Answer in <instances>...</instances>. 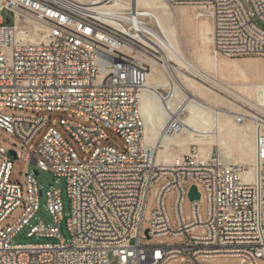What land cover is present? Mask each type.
I'll return each mask as SVG.
<instances>
[{
  "label": "built area",
  "instance_id": "obj_1",
  "mask_svg": "<svg viewBox=\"0 0 264 264\" xmlns=\"http://www.w3.org/2000/svg\"><path fill=\"white\" fill-rule=\"evenodd\" d=\"M97 1L0 0V128L25 146L24 160L37 172L64 178L70 200L69 239L59 228L63 208L58 187L45 191L54 225L30 223L42 195L36 174H26L25 187L12 182L13 156L0 146V224L21 208L11 224L0 226V264H136V253H146L148 264H166L180 256L186 257L182 264H213L230 257L243 258L240 264H264V99L233 90L215 73L202 78L191 65L168 60L221 94L236 124L252 128L255 163L252 168L228 164L217 153L205 155L195 148L157 160L145 140L139 103L151 65L164 63L163 53L153 30L130 9L103 12L94 8ZM164 1L169 6L190 5L206 18L215 60L264 56V0H248L250 14L240 0ZM4 11L10 13L11 24L4 23ZM172 93L170 88L155 89L163 100ZM7 107L65 113L58 122L75 140L82 158L56 128L55 119L32 147L49 117L7 115L2 112ZM174 125L169 118L164 133H171ZM107 130L122 138V149L101 143L108 140ZM104 181L117 184L115 197H105ZM159 182L148 235L185 236L177 245L142 243L147 196ZM191 185L204 189L205 220L196 199L191 200L193 219L185 220L182 203ZM77 186L96 187V194L89 195L94 198L92 209H85L87 198H80ZM170 189L176 192V228L164 206ZM95 196H104V203L95 204ZM27 225V236L57 241L15 243L13 238ZM117 241H124V249H117Z\"/></svg>",
  "mask_w": 264,
  "mask_h": 264
},
{
  "label": "rangeland",
  "instance_id": "obj_2",
  "mask_svg": "<svg viewBox=\"0 0 264 264\" xmlns=\"http://www.w3.org/2000/svg\"><path fill=\"white\" fill-rule=\"evenodd\" d=\"M245 10L250 14L253 12V6L248 0H240ZM131 6V5H130ZM170 10L174 12V14L169 15L163 18V22L165 24L164 26V32L169 37V39L175 44V46L180 50V52L183 54V56L191 63L195 64L197 67H199L201 70L208 72V73H214L223 81L227 82L233 90L250 97L251 99H255L256 96L253 92V87L251 85L255 82L263 81V76L261 77L257 76V74H262L264 69V56H245V57H237V58H218L222 66H220L217 71H213L212 67L208 63L209 60H215L212 51H211V29L210 24L206 20L205 17L200 16V14L197 13V11L190 5H176V6H169ZM138 8L141 11H152L154 14L159 16V13L155 11L154 9H151V7L139 4ZM171 11V12H172ZM4 23L5 24H11V15L8 11H4ZM6 18L9 20L7 21ZM202 21H206L209 25V42H208V48L204 47L202 43H200L199 40V31L201 29V23ZM35 25L34 23L32 24ZM261 27L264 29V24H261ZM32 28V26H30ZM32 37V36H31ZM203 47V48H202ZM206 48L208 52L206 51ZM204 49V50H203ZM202 51H206L205 55L209 58L208 60L205 59V55H201ZM208 54V55H207ZM212 57V58H211ZM164 59V57H162ZM162 59V60H163ZM164 61V60H163ZM168 61V60H167ZM170 62V59H169ZM158 64L155 66V71L151 75L150 80L154 83V89L161 90L163 92L168 91L169 86L167 83L169 82L167 75L163 71V69L160 68V65H163V62H158ZM235 64L239 66V68H234L232 65ZM171 67L175 66L170 65ZM178 68V67H173ZM178 71H180L178 69ZM253 72H256L255 75ZM176 73V72H175ZM181 73V72H179ZM159 75V76H158ZM161 79V80H160ZM182 75L180 74L178 78H175V81H181ZM205 87V86H204ZM171 90V89H170ZM204 92V95H206V99H203V102L207 105H211V103H215V101H220L218 103V106L223 109H228L229 103L228 101L220 95H216L213 92H209L207 90H201V94ZM170 97V96H169ZM176 97V96H175ZM174 96L171 97V99H175V102H180V97ZM221 97V98H220ZM223 98V99H222ZM210 100H213L212 102ZM209 101V102H208ZM216 104V103H215ZM3 113L7 115L12 116H21V117H38L41 115H46L49 117L48 123L45 124L43 128L38 132L36 138L31 142L32 147H35L38 142L41 140L42 135L44 134L47 127L50 125V122L55 119L56 120V128L59 130V132L62 134L64 139L70 143L79 156L82 158V154L80 152V149L75 142V140L65 131V129L59 124V118L65 117V113L60 112H48V111H42L38 113H34L31 111H25L21 109H15V108H5ZM220 123L223 124L225 129V135L223 138L226 142H236L237 139H239L243 133L245 135L251 136V130L248 128L250 126H239L237 125L231 118V116H222L220 118ZM251 128V127H250ZM108 134V140L102 141V144H108L113 145L119 149H122L124 147V142L122 138L117 135L114 131L107 130ZM205 142V143H204ZM198 143V144H197ZM0 146H2L7 151L14 150L17 152V157L13 158L11 157L10 160L12 161V170H11V176L10 179L12 182H18L23 184L25 187V180H26V174L28 173H34V170H36L35 165L31 162H28L24 160V153H25V146L21 143H19L13 134L6 132L4 129L0 128ZM192 148H195L202 154H209L211 152L217 153L219 157L222 159L223 162L226 163H237V164H246L248 165V161H244L241 159V157L238 155L237 152H235L230 158H225L223 156V153L221 151L220 145L218 146L213 141L207 142H187L185 144L181 145H170L169 149L167 151H163L160 154V159L167 158L171 159L174 156L184 154L191 150ZM1 163V159H0ZM36 179L38 182L39 188L42 190V195L39 196V209L37 213L35 214V218L30 221V223L35 224L39 220H41L45 225L50 226L54 225V222L52 220V216L49 214L48 210L46 209V196L45 191L46 189L50 187H58L61 190V204L63 208L62 213V220L60 222L59 228L61 231V234L64 238L69 239L70 234L67 230L66 226V218L68 216V212L70 209V200L66 193V185L65 180L62 177H54L51 173L46 171H38V174H36ZM161 185V182L154 184L148 193L145 211H144V220L142 222V231H141V237L143 238V244H164L169 242L170 244L177 245L181 242H184L186 240L185 236H174V235H166L161 236L157 238H147L144 234V230L147 229L150 225L152 212L156 208V190ZM198 191L200 193L199 199H197V202L199 204V214L202 220L206 219L207 215V200L205 197L204 189L201 185H198ZM176 192L174 189H170L167 191L165 199H164V206L165 210L167 212V215L169 217V221L171 222L172 226L176 228L175 220H176V214L174 210V202H175ZM182 211L185 217V220L187 222L191 221L193 219L192 216V209H191V200L188 196L185 197L182 203ZM21 213V208H16L1 224V227H5L7 224H11ZM29 231V226H24L13 238V241L15 243H44V242H56L57 240L54 238H46V237H36V236H27L26 233ZM202 229H199L197 233H201ZM243 258L240 257H230L227 259H219L213 264H240ZM186 261L185 256H180L176 260H170L166 264H182ZM112 264H116L114 261Z\"/></svg>",
  "mask_w": 264,
  "mask_h": 264
},
{
  "label": "bare ground",
  "instance_id": "obj_3",
  "mask_svg": "<svg viewBox=\"0 0 264 264\" xmlns=\"http://www.w3.org/2000/svg\"><path fill=\"white\" fill-rule=\"evenodd\" d=\"M105 1L106 0H98L94 8L96 10H102L103 12H109V10L120 7L130 9L133 15L140 19L148 28L153 30L155 39L159 44V50L163 53L164 66L162 69L169 80L167 85L173 91L172 94L174 97H180V102L178 103L175 102V99H171L170 97L163 100L155 94L154 83L150 80L156 66V64L153 63L148 75L147 85L140 96L139 109L144 123L145 140L146 142H150L153 146V154L157 160H169L165 157L160 159V154L163 151H167L170 145H181L187 142H195L196 144V142L213 141L218 146L220 145L225 158H230L237 152L241 159L248 161V164L252 168L255 163L252 128L248 127L251 130V136L246 135V133L244 135L243 133L236 142H226L223 138L225 129L223 124L220 123V118L222 116H231L230 109L220 108L218 106V103H220L219 100L215 101L216 104H205L203 99H206V95H204V92L201 94V90H207L220 96L222 95L210 90L206 86L204 87V85L198 81L197 77L186 73L184 70L182 71V69L178 71V68H173L167 63V60L174 59L179 64L191 65L193 70H196L194 72L196 75L207 78L208 72L201 70L195 64L189 62L165 34L163 29L165 24L162 16L165 18L174 14V12L170 10L169 5L164 0H109V3ZM139 4L151 7V9L159 13V16L152 11H141L138 8ZM34 28L37 29L38 26L34 25ZM209 31L208 23L202 21L199 31V40L200 43L207 48ZM206 51L208 52L207 49ZM206 51H204V53L202 51L201 55H205ZM208 58L209 56L207 57L205 55V59L208 60ZM208 63L213 71H217V69L222 66L219 59L209 60ZM232 66L236 69L239 68V66L235 64ZM180 74L182 75L181 81H175V78H178ZM252 87L256 96L255 99H264V81L255 82L249 88ZM210 101L212 102L213 100ZM169 118L174 120L175 125L171 133L168 132L165 134L164 128ZM104 188H106L105 197H115V195H117V184H111V181H104ZM77 194L80 198H87L85 200V209L93 208L94 198H89V195L96 194V187L77 186ZM102 203H104V196H95V204ZM117 249H124V241H117ZM136 264H148L146 253H136Z\"/></svg>",
  "mask_w": 264,
  "mask_h": 264
},
{
  "label": "water",
  "instance_id": "obj_4",
  "mask_svg": "<svg viewBox=\"0 0 264 264\" xmlns=\"http://www.w3.org/2000/svg\"><path fill=\"white\" fill-rule=\"evenodd\" d=\"M6 20L8 21V19H6ZM10 153L13 156V158H16L17 157V154H16V152L14 150H10ZM34 173L37 174L38 172L35 170ZM187 195H188V197H189L190 200H194V199L197 200V199H199L200 193L198 191L197 186L196 185H191L189 187V190H188V194ZM144 234L146 235L147 238H149L148 229H145L144 230Z\"/></svg>",
  "mask_w": 264,
  "mask_h": 264
},
{
  "label": "crops",
  "instance_id": "obj_5",
  "mask_svg": "<svg viewBox=\"0 0 264 264\" xmlns=\"http://www.w3.org/2000/svg\"><path fill=\"white\" fill-rule=\"evenodd\" d=\"M255 75L257 74L256 72H253ZM261 75L263 76V81H264V69H263V72H262V74H257V76L259 77H261Z\"/></svg>",
  "mask_w": 264,
  "mask_h": 264
}]
</instances>
